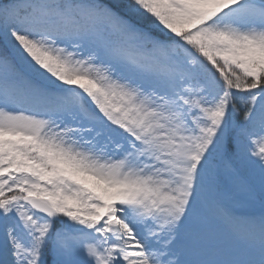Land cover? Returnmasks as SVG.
Instances as JSON below:
<instances>
[{"label": "snow or ice", "instance_id": "6c2138e0", "mask_svg": "<svg viewBox=\"0 0 264 264\" xmlns=\"http://www.w3.org/2000/svg\"><path fill=\"white\" fill-rule=\"evenodd\" d=\"M0 264H264V0H0Z\"/></svg>", "mask_w": 264, "mask_h": 264}, {"label": "trees", "instance_id": "16d2710c", "mask_svg": "<svg viewBox=\"0 0 264 264\" xmlns=\"http://www.w3.org/2000/svg\"><path fill=\"white\" fill-rule=\"evenodd\" d=\"M109 3H117V2H123V0H107ZM25 71L28 72L29 75L35 76V73L31 72L29 69H25Z\"/></svg>", "mask_w": 264, "mask_h": 264}]
</instances>
